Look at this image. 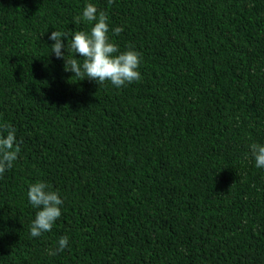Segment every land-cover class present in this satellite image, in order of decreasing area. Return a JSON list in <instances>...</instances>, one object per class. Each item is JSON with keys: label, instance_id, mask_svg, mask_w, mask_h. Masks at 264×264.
<instances>
[{"label": "trees", "instance_id": "16d2710c", "mask_svg": "<svg viewBox=\"0 0 264 264\" xmlns=\"http://www.w3.org/2000/svg\"><path fill=\"white\" fill-rule=\"evenodd\" d=\"M88 3L141 54L139 81L79 80L52 53L57 30L73 57ZM6 125L21 150L0 177V264H264V0H0ZM39 181L62 215L32 237Z\"/></svg>", "mask_w": 264, "mask_h": 264}, {"label": "clouds", "instance_id": "9594fccd", "mask_svg": "<svg viewBox=\"0 0 264 264\" xmlns=\"http://www.w3.org/2000/svg\"><path fill=\"white\" fill-rule=\"evenodd\" d=\"M77 24L82 21L93 24L90 32L77 31L71 37L67 48L74 53L72 58H67L65 40L68 33L53 31L49 40L54 41L51 45L52 53L57 59H64V70L74 73L73 77L79 80L85 78L96 81L98 85L110 82L116 88L139 81L141 73V54L133 49L120 52L118 46L111 42L109 37L108 16L104 11H98L96 6L88 3L81 16L74 18ZM123 31L122 27L112 29L115 35ZM82 57L83 60L77 58ZM6 133V135L4 134ZM251 156L254 158L257 168H264V145L252 143L249 146ZM20 144L16 137V131L11 125L0 127V177L13 167L20 153ZM29 203L38 209L35 219L30 227L32 237H39L45 232L52 230L54 223L62 215L61 206L63 200L58 191H52L50 186L42 181L36 182L29 187ZM69 245L68 237H61L55 250H49V255H56L64 251Z\"/></svg>", "mask_w": 264, "mask_h": 264}]
</instances>
